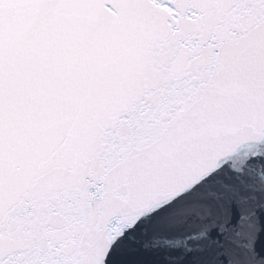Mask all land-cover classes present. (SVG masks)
<instances>
[{"label":"snow or ice","instance_id":"6c2138e0","mask_svg":"<svg viewBox=\"0 0 264 264\" xmlns=\"http://www.w3.org/2000/svg\"><path fill=\"white\" fill-rule=\"evenodd\" d=\"M0 264H264V0H0Z\"/></svg>","mask_w":264,"mask_h":264}]
</instances>
